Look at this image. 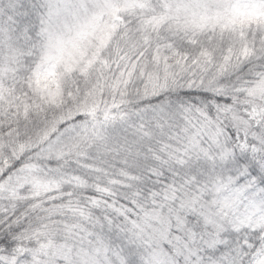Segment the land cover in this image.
I'll use <instances>...</instances> for the list:
<instances>
[{"label":"snow or ice","instance_id":"obj_1","mask_svg":"<svg viewBox=\"0 0 264 264\" xmlns=\"http://www.w3.org/2000/svg\"><path fill=\"white\" fill-rule=\"evenodd\" d=\"M0 264H264V0H0Z\"/></svg>","mask_w":264,"mask_h":264}]
</instances>
